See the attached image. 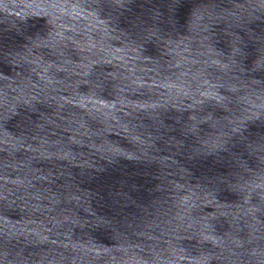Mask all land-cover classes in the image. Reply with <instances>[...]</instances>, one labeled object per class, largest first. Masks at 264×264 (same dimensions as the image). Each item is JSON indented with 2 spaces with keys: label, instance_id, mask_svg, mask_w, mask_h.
Segmentation results:
<instances>
[{
  "label": "water",
  "instance_id": "1",
  "mask_svg": "<svg viewBox=\"0 0 264 264\" xmlns=\"http://www.w3.org/2000/svg\"><path fill=\"white\" fill-rule=\"evenodd\" d=\"M0 264H264V0H0Z\"/></svg>",
  "mask_w": 264,
  "mask_h": 264
}]
</instances>
